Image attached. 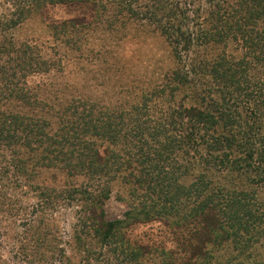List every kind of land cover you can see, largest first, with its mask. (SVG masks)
<instances>
[{"label":"trees","instance_id":"1","mask_svg":"<svg viewBox=\"0 0 264 264\" xmlns=\"http://www.w3.org/2000/svg\"><path fill=\"white\" fill-rule=\"evenodd\" d=\"M5 4L0 13V222L20 212L22 230L13 236L21 253L27 258L23 236L28 234L34 239L31 262L50 264L45 252L55 251L58 264H70L54 238L47 251L35 250L48 239L47 232L38 231L55 199L53 189L34 182L44 180L39 168L48 167L88 182L61 196L79 205L71 242L82 246L83 264L92 259V264H264L257 253L264 241V0ZM56 5L78 16L45 27L53 40L61 37L64 57L66 50L74 52L69 60L77 70L97 67L99 74L91 76H100L101 89L81 100L63 98L54 112L56 126L49 129L38 111L51 106L38 93L52 84L22 83L47 63L7 32L26 18H43ZM93 29L107 33L97 49L76 41ZM129 38L148 40L159 51L148 70L129 73L122 59L107 56V40L116 44ZM113 183L123 187L132 207L123 219L110 221L102 205ZM22 184L34 198L25 210L19 208ZM152 221L166 229L174 247L141 244L124 235L130 225Z\"/></svg>","mask_w":264,"mask_h":264},{"label":"rangeland","instance_id":"2","mask_svg":"<svg viewBox=\"0 0 264 264\" xmlns=\"http://www.w3.org/2000/svg\"><path fill=\"white\" fill-rule=\"evenodd\" d=\"M6 7H8V5L5 4V0H0L1 14H3ZM74 16H78V14L73 9L66 8L62 5H56L49 8L43 18H26L7 32L15 44H27L33 48L34 54L37 55L41 61L47 63L46 66L40 65L41 68L38 71L27 74L23 78L22 83L24 82L28 87L34 85H53L46 86L45 90H39L38 93V95H41V97L48 102L49 106H51L38 111V114L45 118L49 129L56 126L54 112L57 109V104L60 103L63 98L66 100L74 98L81 100L85 98L86 95L95 94V96H97L101 89L100 76L95 80V77H92L93 75L99 74L97 71H94L97 70V67L90 70L91 66L88 64L84 66V69H81L82 72L81 70H77L75 66H73V62L69 60L72 58L74 52L66 50V56L64 57L60 42L61 37L58 40H53L50 31L45 27L51 22L67 20ZM89 19L90 17L87 20ZM79 36L80 38L76 39L78 43L85 41L89 47L92 48L93 46V48L97 49L98 45L104 44L107 33H100L98 30L93 29L91 31L86 30ZM140 39L141 38H129L127 40L117 41L116 44H113L114 40H107L108 44L106 45L105 43V46H107L109 50L107 56L111 54V56L115 58L122 59L125 69L129 73L134 70L136 73L145 69L148 70L149 65L157 58L159 51L154 50L148 40L142 42ZM52 62H57V64L51 65ZM47 67L48 71L43 72V69L46 70ZM92 72L95 74L91 76ZM111 79L112 78H110V80ZM2 153L8 158V153ZM39 171L40 178H44V180L40 181L39 178H36L34 182L37 184H45L50 191L53 189L55 191V199L51 202V209L45 212L47 215H45L43 223L45 219L47 223L38 231L39 234L42 235L47 232L48 239L44 241L42 238L41 246L38 245V247H36L38 249L35 250L38 253L45 252L43 251L46 249L44 248L45 245L51 246L52 242L50 239L54 238L56 241L55 243H57L58 248L61 250V254L64 255V258H68L70 264H83L85 255L82 254V246L81 248H74L71 242L72 232L75 229L73 224L76 222L78 216L77 212L79 210V205L73 201L66 202V199H63L61 196L64 191L67 192L72 187H85L88 182L82 175L67 176V174L64 175L51 168L48 169V167L39 168ZM9 176L10 175L7 174V178H9ZM92 188H94V186H92L91 189ZM18 194L20 199H23L22 195H25L22 207H19L21 210L26 209L23 205H33L34 198L29 197L30 192L28 186L23 187L22 184L21 191H19ZM121 197H123V201L119 199ZM131 202L123 187L119 183H113L111 185L109 197L102 205L105 219L110 221L123 219L124 213L132 207ZM19 213L20 212L16 215ZM37 214L38 213H36V215ZM16 215H9L5 217L7 218L5 222H0V264H34L31 262L33 256L30 254V250L34 247L32 235L31 237L28 234L23 236V238L27 240L30 249L25 251L27 258L21 253L19 244L16 242L17 239L13 236V234L19 233L22 230L21 226L23 224L20 217ZM31 216H26V219H31ZM124 235L128 239L141 244H154L163 248L174 247L172 246L171 237L168 235L166 229L159 222L155 221L130 225L124 230ZM158 243L159 245H157ZM90 248L92 253L96 251V247L90 246ZM257 253L264 257V241L257 248ZM45 254V258H48L50 264H58V261H56L58 258L54 259L58 256L57 252L47 251ZM88 262L92 264V262L95 263L96 261L92 259V261L90 260ZM63 263L65 262L63 261Z\"/></svg>","mask_w":264,"mask_h":264}]
</instances>
